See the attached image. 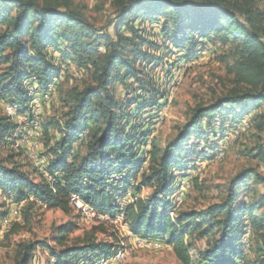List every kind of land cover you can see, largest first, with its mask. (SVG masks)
I'll use <instances>...</instances> for the list:
<instances>
[{
	"label": "trees",
	"instance_id": "16d2710c",
	"mask_svg": "<svg viewBox=\"0 0 264 264\" xmlns=\"http://www.w3.org/2000/svg\"><path fill=\"white\" fill-rule=\"evenodd\" d=\"M111 6L106 27H97L73 0H0V100L26 110L31 80L41 89L53 80L59 84L61 64L88 77L62 98L60 118L42 127L46 169L54 182L42 175L34 180L13 154L0 159V191L13 203L23 202L19 215L28 223L37 204L70 213L71 194L113 216L116 197L133 186L131 201L120 209L125 223L138 238L170 245L181 264H264V174L256 168L230 178L219 201L171 214L176 180L220 149L218 133L236 130L247 116L242 135L251 128L264 132V114L253 113L264 105V12L252 0H112ZM155 31L162 44L151 38ZM217 42L229 46L233 87L195 106L163 146L151 139L147 149L153 128L152 117L144 115L163 98L148 75L171 65L161 54L192 60L204 44ZM156 49L162 50L152 52ZM115 83L123 86L119 97ZM13 127L8 116L0 117V146ZM84 131L85 139L75 146ZM255 157L264 163V146H257ZM250 185L261 187L253 198ZM142 187L150 194L137 196ZM6 215L0 211L1 218ZM77 227L70 221L53 226L54 246L47 240L19 242L14 264H35L38 247L47 249L44 264H82L114 252L118 237L110 227L92 225L70 237ZM8 228L12 235L23 226L13 222Z\"/></svg>",
	"mask_w": 264,
	"mask_h": 264
},
{
	"label": "rangeland",
	"instance_id": "374dc122",
	"mask_svg": "<svg viewBox=\"0 0 264 264\" xmlns=\"http://www.w3.org/2000/svg\"><path fill=\"white\" fill-rule=\"evenodd\" d=\"M111 1L112 0H73V3L94 25L97 27H106L109 15L112 12ZM252 2L255 7L264 12V0H252ZM151 27L158 30L159 24H152L150 25V28ZM155 32L156 35L151 38L162 44V39L157 35V31ZM160 50L157 51L156 49L152 50V52L157 53ZM228 52L229 46H222L219 42L213 45V47L210 44H204L197 51L194 59L185 61L176 57L172 60L173 54L168 56V52L164 50L161 57L164 58V62H166V59H171L169 61L171 65L165 66L167 67L166 69L162 68L160 65L153 71H150V75H148L149 77L152 76L151 81L153 85L158 83L160 93H163V98L161 97L162 105L159 108H151V110L148 111L151 112V115L148 113L144 115L147 120L148 116L149 118L152 117L149 121L152 123L151 127L153 128L146 141L147 149L149 148L148 143L150 139H155L163 146L168 139L176 135L177 128L188 120L195 106L198 104H208L233 87V77L229 74L227 69V65L231 63L230 58L227 57ZM52 53L53 55H57L54 51H52ZM205 53L207 56L203 57ZM64 65L65 64H63V66ZM64 69L65 71H62V78L59 84L58 81L53 80L56 81L58 87L53 94L52 101H47L46 103L42 100L44 95H40L41 98L37 95L38 100L40 99V108H42V113L40 115L41 129L43 124L48 122L50 118H60L64 111L62 98H66L70 88L74 86L81 87L88 81V77H81L80 72L74 65L69 69L65 66ZM67 69L68 71H66ZM33 82L38 84L34 79L31 80V85ZM113 87L116 89L118 97L122 95L124 91L122 85L115 83ZM38 92L43 93L42 90ZM4 102L5 101L0 100V117L8 116L15 127V120L6 114V107L11 104ZM253 113L264 114V105ZM243 120L249 121L250 117L247 116ZM239 124L242 123L237 124L235 133L234 131H229L228 133H231L230 135L228 134L229 136L225 134V136L220 138L221 152L218 151L217 153V156L222 154L220 159L216 157L214 160L210 158V162H208L209 160L197 162L190 166L191 168L186 177H181L176 180L174 187L178 189L174 204L177 201H181L179 206L182 209H203L207 205L219 201L225 195L228 181L243 168L254 167L260 173L264 174V163L255 157L257 146H264V132H258L256 129L251 128L246 134L242 135L248 128L245 131L238 130ZM51 134L55 137L57 132L52 130ZM21 135L24 134L20 133V139H22ZM42 136L38 139L39 141L36 140L38 144L37 149H39L36 156L40 163L44 164L46 167V160L48 161V157L44 156L46 147L44 146ZM218 136L217 138H219ZM8 137L5 141L6 144L3 143L0 146V159H5L9 155L14 154V162L34 180H39L40 176H43V174L41 173V165L38 160H33L25 154L28 151L26 147L16 148L14 145L16 138L13 142L10 139L8 140ZM18 142L25 143L23 140ZM222 142L224 143L222 144ZM75 146H78L77 143H75ZM201 148L202 145L198 147V149ZM223 148H225V150H223ZM146 164H143V166H146ZM184 178L189 179L190 183L184 185ZM186 179L185 182L187 181ZM138 180L139 177H136V179L134 178L132 180V185ZM250 188L253 191H250L249 198H253L255 194L261 192V187L250 185ZM132 190H134L133 186L128 188L125 193L116 197L115 204L119 206V208L118 211L113 214L114 216L119 213L122 207L131 201ZM150 192V188L142 187L140 192H137V196L144 197L149 195ZM4 210L7 211V215L4 218L0 217V264H14L16 249L18 243L21 241L47 240L51 246H54V243L51 241L53 226L69 221L76 222L78 225V227L69 234L70 237L81 234L92 225L104 224L110 227L118 237L116 246L122 243L125 247V257L117 262V264H181L175 257L170 245H166L162 242L161 247L155 248L148 244V242H142V238H138L132 234L124 219H116L115 222L111 220L101 223L95 220L94 222H86L75 208H72L70 213H64L58 208L49 209L37 204L30 210L29 221L26 223L23 217L19 215L20 212L19 208L16 207V203L14 204L11 200L7 199L0 191V211ZM13 222H19L23 226V229L18 233L9 235L7 233L9 230L8 227ZM99 238L109 240L108 237L103 235H99ZM136 241L140 243H136ZM246 241L247 239L243 240V242ZM197 245L201 247L204 246V243L200 241ZM47 253V249L38 247L34 252L33 263H46L48 259ZM99 260L92 259L91 261L97 262ZM91 261H86L82 264H87V262Z\"/></svg>",
	"mask_w": 264,
	"mask_h": 264
},
{
	"label": "bare ground",
	"instance_id": "6f19581e",
	"mask_svg": "<svg viewBox=\"0 0 264 264\" xmlns=\"http://www.w3.org/2000/svg\"><path fill=\"white\" fill-rule=\"evenodd\" d=\"M207 47V46H206ZM212 49V48H211ZM205 50V49H204ZM184 62V61H183ZM183 64V63H182ZM61 67L63 68V72L65 71L64 67L65 65L63 66V64H61ZM34 80V79H32ZM57 81V80H56ZM56 81H53V82H49L44 88H40L38 86V84L36 83H32V87H30L29 89V92H28V96H29V103H28V108L26 110H23L22 112L15 106V105H9L7 106L10 110H11V113H9L7 110H6V114H8L9 116H11L14 120H15V127L11 133V135L8 137V140L10 139L11 141H15V138H16V142H15V147L16 148H21V147H26L27 150H28V143H21V142H18V141H22L23 140V135H21V138L20 139V133L22 134H25L26 132V122H35V131L37 132L38 136H36V139H35V153L37 154L38 150V144L36 143V140H38L41 136H42V129H41V124H40V115L42 113V108H40V105H39V100L37 98V95L39 98L40 95H44V97L42 98V100L44 102L47 103V101H52L53 100V94L55 93L56 89H57V83ZM42 90L43 93H39L38 91ZM5 103V102H4ZM7 104V103H6ZM48 105V104H47ZM43 107V106H42ZM32 111H36V116L32 114ZM19 118H23L25 122H18ZM249 126V123L248 121L246 120H243L242 124H239V128L238 130H242V131H245ZM236 127H237V124H236ZM235 127V128H236ZM237 130V128H236ZM236 130H230V131H235ZM247 131V130H246ZM229 132V131H228ZM228 132H226L225 134H229ZM85 133L86 131H84L79 139L77 140V145L81 144V142L85 139ZM225 134L221 135L220 133L217 134V136L219 138H222V136H225ZM231 134V133H230ZM229 134V135H230ZM228 135V136H229ZM221 136V137H220ZM39 141V140H38ZM8 142V141H7ZM226 142H230V141H226ZM223 144V143H222ZM223 146V145H222ZM224 147V146H223ZM13 149V148H12ZM221 149H219L218 151H220ZM223 150H225V148H223ZM23 151V150H22ZM218 151L216 153H214V155H212L210 158H212L211 160H214L216 157L218 159H220L222 157V154H219V156H217L218 154ZM24 152V151H23ZM221 152V151H220ZM225 152V151H224ZM28 157H30L31 159L33 160H36L35 158H32L28 152L25 153ZM214 156V157H213ZM211 160H209L208 162H210ZM207 162V163H208ZM44 163V162H42ZM36 164V163H35ZM40 170L42 171L41 173L43 174V176L49 181V182H54V179L53 177L47 172V169L46 167L44 166V164H41L40 166ZM180 179V178H179ZM187 183L186 182H183V184H188L190 183V180L189 179H186ZM179 183V181H178ZM180 186V185H179ZM178 186V187H179ZM188 188V187H187ZM178 189V188H177ZM176 189V190H177ZM74 197H71V204L74 206V208L78 211L79 215L83 218V220H85L86 222H94L97 221V222H105V221H108L111 220L113 222H115L116 219H120L122 220L123 219V212L122 211H119V213L115 214L116 216H110V215H107V214H102V213H97L95 212L94 210H86V207H82L83 206H89L87 203L83 202L82 200H80L75 194H73ZM78 202H81V204H79ZM181 202V201H180ZM180 202H176L173 207H172V211H171V214H173V212H175L180 206ZM23 202L19 203V204H16V207L21 208V205H22ZM20 212V211H19ZM107 223V222H106ZM142 242H148V244H150V242L154 241V242H157V244H150L152 247H161L162 245V242L159 241V240H141ZM248 241L244 242L245 244H247ZM125 257V247L122 243L118 244L116 247H115V250L114 252L112 253L111 256L107 257V258H104V259H98L99 261L97 262H87V264H117V262L121 261L123 258ZM117 258V259H116ZM84 263V262H83Z\"/></svg>",
	"mask_w": 264,
	"mask_h": 264
},
{
	"label": "built area",
	"instance_id": "2783aa9c",
	"mask_svg": "<svg viewBox=\"0 0 264 264\" xmlns=\"http://www.w3.org/2000/svg\"><path fill=\"white\" fill-rule=\"evenodd\" d=\"M207 56L206 53L203 54V57ZM54 57H58L57 55H54ZM183 66V65H182ZM60 70H63L62 67H60ZM6 110L11 113V110L6 107ZM36 111H32V114L36 116ZM18 122H25L23 118H19ZM36 136H38L37 132L35 131V122H26V132L23 135V142L28 143V154L32 157L35 158L36 160H38L39 164L41 165L39 159H37L36 153H35V139ZM151 140V139H150ZM150 143V141H149ZM148 143V145H149ZM224 143V142H222ZM184 178V182H185ZM69 197H74L73 195H69ZM79 204H81V202H78ZM15 204V203H14ZM82 205V204H81ZM82 207H86V210L90 211V210H94V208L90 207V206H83ZM10 218H11V214H10ZM117 223V222H116ZM136 243H140L137 242ZM150 244H157V242H150ZM117 259V258H116Z\"/></svg>",
	"mask_w": 264,
	"mask_h": 264
}]
</instances>
